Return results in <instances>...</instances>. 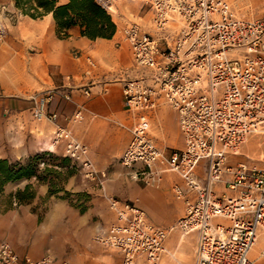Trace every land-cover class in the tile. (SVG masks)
<instances>
[{
    "label": "built area",
    "instance_id": "built-area-1",
    "mask_svg": "<svg viewBox=\"0 0 264 264\" xmlns=\"http://www.w3.org/2000/svg\"><path fill=\"white\" fill-rule=\"evenodd\" d=\"M99 1L108 12L115 9L116 0ZM137 1L149 6L155 34L143 30L130 13L118 27V44L130 46L133 64L150 70V82L144 75L121 78L123 101L135 120L119 161L130 178L145 185L157 186L163 171L174 172L179 180L171 189L184 201V211L173 227L163 228L149 222L132 201L109 196L115 218L99 226L92 240L119 252L120 264H161L164 241L176 228L182 235L195 234L194 264H256L249 253L264 236V160L260 166L230 164L228 157L243 154L250 136L264 138V17L242 16L228 0ZM86 61L95 64L89 55ZM83 92L89 95L90 89ZM52 97L51 90L29 95L34 118L56 119L48 108ZM159 99L175 111L182 137V146L167 154L150 134L149 116ZM79 115L80 110L74 118ZM62 140L63 155L101 184L106 173L91 161L87 145L58 126L52 142ZM218 183L230 192L217 195ZM259 255L264 258V243ZM0 264L77 263L49 253L21 255L1 240Z\"/></svg>",
    "mask_w": 264,
    "mask_h": 264
},
{
    "label": "crops",
    "instance_id": "crops-1",
    "mask_svg": "<svg viewBox=\"0 0 264 264\" xmlns=\"http://www.w3.org/2000/svg\"><path fill=\"white\" fill-rule=\"evenodd\" d=\"M3 1L16 13V20L4 21L5 34L0 39V159L12 162L34 150L44 149L63 155L65 140L58 144L52 142L58 126L64 128L69 137L86 144L89 158L106 175L101 184L87 178L81 169L70 177L67 187L86 190L91 195L85 212L80 213L66 201L53 197L50 205L57 218L69 214V243L75 258H67L77 264H113L102 247L89 244L95 225L107 224L115 218L107 197L132 201L145 212L149 222L163 228L176 224L185 204L172 192V184L179 180L174 172L165 170L157 186H145L130 178L127 169L119 163V156L131 137L128 128L135 120L134 114L125 107L121 78L144 75L150 82V70L133 64L130 46L125 42L118 44V27L130 13L118 12L114 4L115 9L109 12L117 29L111 38L90 39L81 35L78 26L69 28L68 35L62 37L57 34L51 13L40 18L21 12L17 15L19 10L13 1ZM228 1L242 16L264 17V0ZM139 23L143 30L155 34L152 24ZM74 51L80 56L75 57ZM87 55L91 56L94 65L87 63ZM85 88L90 89L89 95L83 92ZM44 90L53 92L48 103L49 110L57 113L53 121L36 119L32 115L29 95ZM64 94H69L70 98H65ZM78 110L80 115L74 118ZM149 119L154 129L152 137L159 148L165 151L175 144L182 146L176 113L162 99L158 100ZM240 161H245L242 154L228 157L230 164ZM204 167L205 162L201 161L200 175ZM33 182L31 177L7 181L3 185L4 192L13 194ZM35 187L36 197L46 194V184L37 183ZM215 189L217 195L230 192L223 183L216 184ZM26 212V205L7 211L4 220L0 219V240L6 238L21 255L40 257L46 248L44 240L33 247L20 231L14 232L15 227L21 226V218ZM62 227L67 225L62 223L60 230ZM259 239L264 240V237ZM195 244L194 233L182 235L176 228L171 229L164 241L161 264H194ZM260 244L261 241H257V246ZM256 252L255 246L249 253L250 259L256 264H264V258Z\"/></svg>",
    "mask_w": 264,
    "mask_h": 264
},
{
    "label": "rangeland",
    "instance_id": "rangeland-1",
    "mask_svg": "<svg viewBox=\"0 0 264 264\" xmlns=\"http://www.w3.org/2000/svg\"><path fill=\"white\" fill-rule=\"evenodd\" d=\"M116 2L117 3H115V5L117 6L116 9L118 12H123L124 15H127L128 13H133L137 21L143 24H146V26L151 25L152 12L147 4H142L141 2L137 0H116ZM2 6H4V8ZM15 14L16 13H13V11H10L7 8L5 1L0 0V23L3 26L4 34H5V28H6L3 24L4 21H8L10 19V21L15 22L16 20ZM19 14H20V11L19 13H17V15ZM114 17L120 25L119 18L116 15ZM116 29H117V26H116ZM150 134L151 136H153L154 129L150 128ZM179 146H180L179 144H175L173 147L167 148V150H165L164 153L167 154L172 148H177ZM45 151H49V150H46V149L34 150L30 152L28 155L24 157H20L14 161H24L25 162V160L28 157H31L37 153L41 154ZM49 152H52V151H49ZM241 152L243 153L242 156L244 157L245 162H247L248 164L257 165V166L262 165L263 160H264V138L263 136L262 135L250 136L245 142V144L243 145ZM52 153L58 156H62L61 154H58L55 152H52ZM46 163H48L51 166V164L53 163L57 164L58 162L53 161L48 156L42 155V157L38 159L37 169H42ZM70 164L73 165V162L71 160H70ZM136 166H139V164H137ZM77 173H79V167L74 165V170L72 174L67 176L65 181L62 183L63 188L69 192L68 194H65L63 191H61L56 194L48 195L46 192L45 195H42V196L40 195L36 197L37 187H35V185L37 183L38 184L44 183L47 185V191H48V184L46 182L40 181L35 176L31 177L34 179L33 184L32 183L29 184L30 185L29 190L33 193V197L30 199L19 201L15 196L18 190L13 194L12 193L6 194L4 192V187L2 186L1 191H0V219L1 221L4 220V217L8 210H14L20 207V205H26L27 212L21 218L23 219L21 226L19 228L15 227L14 232L20 231V234H23L26 240H28L33 245V247H36L39 244V242L44 240L46 244V248L42 252V254L49 253L57 257L66 256V257L75 258L73 257L75 252L72 251L71 245L69 243V239H70L69 237V229H70L69 214H66L64 218L62 217V219L59 217L57 218L53 212L54 209L52 205H50V201L52 200L50 198L53 197L57 199H62L66 201L68 205L77 209L80 213L85 212L86 207L88 206V201L91 197L90 193H88L86 190H73L67 187L70 177ZM136 181L145 185L143 182L139 180H136ZM78 193H84V195L83 194L79 195ZM82 207H84V210L81 209ZM62 223L67 225L66 227L67 229L65 227H62L63 230H60V225ZM107 224L97 223L95 225V228L91 236L89 237V244H95V245L102 247L104 249V253L108 254L110 263H113V264H115L116 262L120 263L121 256L119 252L111 248L103 247L95 243L92 240V236L94 235L96 229L101 225H107ZM261 237H264V236L263 235L259 236L257 240V241H261V244L257 246V242H256L253 246V247L255 246L257 247L256 255H258L260 258L262 257L259 255V251H260L261 246L264 243V240L259 239ZM1 240H7V239L3 238Z\"/></svg>",
    "mask_w": 264,
    "mask_h": 264
},
{
    "label": "trees",
    "instance_id": "trees-1",
    "mask_svg": "<svg viewBox=\"0 0 264 264\" xmlns=\"http://www.w3.org/2000/svg\"><path fill=\"white\" fill-rule=\"evenodd\" d=\"M14 6L23 14L32 18H40L45 14L51 13L56 31L59 36L68 35V29L78 26L81 35L90 39L97 37L111 38L116 31V24L111 14L99 0H12ZM44 156H48L58 163H46L42 169H37V162ZM74 165L70 164L67 156H58L52 152L45 151L28 157L24 161H12L0 159V191L5 182L16 180L23 177L35 176L40 181L48 184V195L63 191V182L72 174ZM60 169H59V168ZM78 167V166H77ZM27 184L23 190H18L15 194L19 201L30 199L33 193ZM84 195V193H78ZM84 210V207L81 208Z\"/></svg>",
    "mask_w": 264,
    "mask_h": 264
},
{
    "label": "bare ground",
    "instance_id": "bare-ground-1",
    "mask_svg": "<svg viewBox=\"0 0 264 264\" xmlns=\"http://www.w3.org/2000/svg\"><path fill=\"white\" fill-rule=\"evenodd\" d=\"M113 8H114V7H113ZM260 236H261V235H260ZM257 240H258V239H257ZM257 240L255 241V243L257 242ZM255 243H254V244H255ZM253 246H254V245H253ZM252 248H253V247H252ZM251 250H252V249H251Z\"/></svg>",
    "mask_w": 264,
    "mask_h": 264
}]
</instances>
